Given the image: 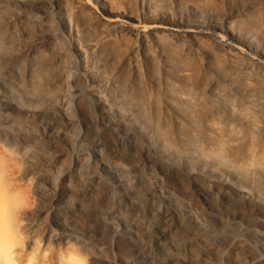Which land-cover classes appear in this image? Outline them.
I'll use <instances>...</instances> for the list:
<instances>
[{
    "label": "rangeland",
    "instance_id": "obj_1",
    "mask_svg": "<svg viewBox=\"0 0 264 264\" xmlns=\"http://www.w3.org/2000/svg\"><path fill=\"white\" fill-rule=\"evenodd\" d=\"M100 4L130 19L133 30L103 21L95 11ZM186 12L226 21L264 45V0H0V140L20 162L18 189L9 202L18 199L27 230L42 237L41 247L54 249L52 264L74 258L81 264H264V238L247 233L243 222L247 212L264 204V87L245 83L243 71L231 68L202 38L156 39L142 30L147 15L175 18ZM85 72L100 81L95 92L107 110L128 117L134 133L145 137L165 167L181 172L179 165H188L207 191L209 179L243 188L247 196L221 202L210 195V216L195 222L175 201L145 198L150 182L135 189L116 187L107 170L92 169L90 145L107 164L115 149L138 145L125 137L117 140L116 130L99 118L85 88ZM235 87L260 95L259 130L252 135L248 113L231 91ZM42 96L50 98V118L40 123L29 113L44 109ZM60 101L77 114L70 123L54 109ZM45 131L52 144L66 149L52 153ZM74 157L81 159L76 167ZM62 175L71 182L63 199L51 202L62 191L48 192L45 186H56ZM111 176L118 178V170L112 169ZM47 200L50 210L68 214L73 236L63 235L54 222L41 236L33 230ZM149 205L157 211L148 213ZM118 220H128L133 234L112 227Z\"/></svg>",
    "mask_w": 264,
    "mask_h": 264
},
{
    "label": "bare ground",
    "instance_id": "obj_2",
    "mask_svg": "<svg viewBox=\"0 0 264 264\" xmlns=\"http://www.w3.org/2000/svg\"><path fill=\"white\" fill-rule=\"evenodd\" d=\"M95 11L100 17H102L103 21L105 20V22L107 21L121 30L131 32L134 28V24L130 19L116 11L107 9L103 4L95 7ZM143 22H145L144 28L142 29L143 32L146 31L149 34H153L156 39H159L161 35L174 38L180 37L186 40L194 39L195 41L202 38L206 43L208 42V44H210L217 53L229 60V66L231 68H237L238 70L240 69L239 71H243L241 79L245 83L252 82L251 85L254 86V88L264 87L263 42H261V44H257L247 36L240 35L229 26L228 22L223 20L218 21L212 18L206 19L199 16L198 14H195L194 12H186L185 14L179 15L175 18H168L164 14H159L154 17L147 15L143 18ZM241 57H243L244 60L241 61ZM181 76L183 77V72L181 73ZM83 79L85 88L87 87L90 91L89 96L95 105V109L99 114V118L102 121L107 120V122H109L108 124L111 126V129L116 130L117 140L125 137V141L128 139L129 141L138 145L136 149L119 151L115 149L111 153L112 158L108 164L102 160L101 156L99 155L100 153H98L97 150H94V145H90L91 148H88L91 151V153L89 152L90 158L92 160L90 163L91 168L93 169L94 167H99V169L107 170L110 174L109 178L111 179L113 185L116 187H121L127 184L130 188L135 189L139 188L143 183L147 184V182H150L153 186L150 190L144 193L145 198H157L160 200L170 199L175 201L179 203L180 208L185 214L193 216L195 222H198L200 218L204 219L207 216H210V195L215 194L220 198L221 202H223L226 198H230L236 194L241 195L244 198L247 196L246 190L243 188L241 189L224 181H219L216 183V181L206 179L204 176H202L209 183L210 190L207 191L205 187L198 184V177L201 175L194 172L193 169L188 167V165H179L181 172H175L174 168L165 167L164 158L146 143L145 137L140 133H134V124L128 117L112 114L107 110V105L104 106L105 103L102 96L97 95L95 92L96 88L100 85V81L97 79V77H94V74L91 72H85V74H83ZM231 91L236 96H239L238 99L241 102L242 110L248 113V115H246L248 117L247 131L250 135H252L257 130H259V125L256 121L258 119L257 112L260 108H262L261 100L259 98L260 95L258 96V94L254 92H241L238 90V87L233 88ZM38 98L34 97L33 100H39ZM62 101L54 104V109H56V111L59 113L60 119L70 123L72 119L76 118L77 114L74 112H67L64 109V103ZM42 103L44 105L43 110H36L29 113L30 115H33L34 118L40 123H42L46 118H50V107H48V105H50V98L42 96ZM107 112L111 114L108 117H106ZM23 113L27 115L28 111L24 110ZM38 125L40 127H46L42 124ZM83 125L85 129H88L89 124ZM46 134L45 136H47V138L45 139V144L51 149L52 153L57 155L60 152L59 149H61V151L66 149V146L60 147L61 145L57 146L52 144L53 140H50L48 137L50 135L48 133ZM119 134H121L120 137H118ZM86 136L87 134L83 133L80 137L83 141L81 145L84 147V149L86 148L84 142H88V138ZM21 139L35 141L34 138L30 136H22ZM100 147L101 146H99V148ZM80 160L81 159H78V157H74L73 165L75 167L78 166ZM19 164L20 162L14 155L12 147L0 140V264H52V254L54 253V249L50 245H44L41 247L40 244H42V237H38L37 235L34 236L30 233V231L27 230L25 225L26 221L21 218V209L17 206L18 199L14 196L9 202L10 194L18 189L17 172ZM112 169L118 170V178H113L111 176ZM70 182V176L67 177L62 175L56 183V186L54 185L52 187V184L45 186L48 192H58L59 190L62 191L61 194L55 195L52 197V199L50 197L51 202L52 200L63 199V191ZM28 192H30V190ZM43 196L49 198L47 192H44ZM199 200H201V202H199ZM51 202L50 200H47V204H43V206L39 208L38 212L43 214V217L41 222L33 221V230L40 232L41 236V233L48 229L50 223L54 222L57 224V226H59V229H61V233L63 235L73 236L72 233L75 232V230L71 227L72 225L68 226L66 223L68 214L66 212L59 214L55 213L53 211L54 209L50 210ZM157 207L161 206L158 205ZM147 211L148 213H153L157 211V209L152 207V205H149ZM243 222L245 224L247 233L252 231L256 236L264 238V204L259 207L252 208L249 212H247V214L244 216ZM127 224H129L128 220H118V222L112 225V227L117 225L118 228L120 227V231L122 229L123 231H129L127 232L129 234H133V230L131 231L128 229ZM66 228H68L70 232H65ZM209 255L211 258L214 256L210 253ZM195 257L196 256H194V258ZM61 258L60 261H63ZM68 262L69 264H81L80 261L75 258L70 259ZM144 264L155 263L146 262ZM227 264H230V262L227 261Z\"/></svg>",
    "mask_w": 264,
    "mask_h": 264
}]
</instances>
